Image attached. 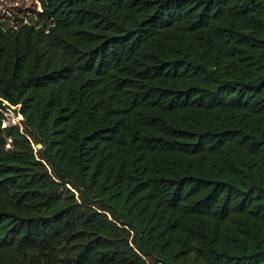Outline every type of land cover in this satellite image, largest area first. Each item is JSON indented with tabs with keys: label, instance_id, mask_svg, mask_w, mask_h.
Segmentation results:
<instances>
[{
	"label": "trees",
	"instance_id": "obj_1",
	"mask_svg": "<svg viewBox=\"0 0 264 264\" xmlns=\"http://www.w3.org/2000/svg\"><path fill=\"white\" fill-rule=\"evenodd\" d=\"M36 6L0 10V264H264V0Z\"/></svg>",
	"mask_w": 264,
	"mask_h": 264
},
{
	"label": "built area",
	"instance_id": "obj_2",
	"mask_svg": "<svg viewBox=\"0 0 264 264\" xmlns=\"http://www.w3.org/2000/svg\"><path fill=\"white\" fill-rule=\"evenodd\" d=\"M0 114L2 115L1 127L20 126L22 130L21 121L23 116L20 112V105H12L6 100H2L0 104ZM10 139H8L7 147L10 146Z\"/></svg>",
	"mask_w": 264,
	"mask_h": 264
},
{
	"label": "rangeland",
	"instance_id": "obj_3",
	"mask_svg": "<svg viewBox=\"0 0 264 264\" xmlns=\"http://www.w3.org/2000/svg\"><path fill=\"white\" fill-rule=\"evenodd\" d=\"M36 4L37 0H0V10L8 15L13 13H20L23 15L24 11L32 10L37 7ZM39 7L40 6L38 4V9Z\"/></svg>",
	"mask_w": 264,
	"mask_h": 264
},
{
	"label": "water",
	"instance_id": "obj_4",
	"mask_svg": "<svg viewBox=\"0 0 264 264\" xmlns=\"http://www.w3.org/2000/svg\"><path fill=\"white\" fill-rule=\"evenodd\" d=\"M41 147H42V145H41V144H38V145H37V148H41Z\"/></svg>",
	"mask_w": 264,
	"mask_h": 264
}]
</instances>
